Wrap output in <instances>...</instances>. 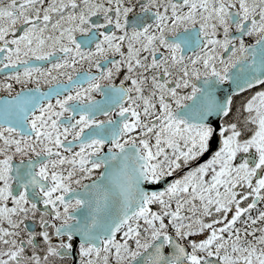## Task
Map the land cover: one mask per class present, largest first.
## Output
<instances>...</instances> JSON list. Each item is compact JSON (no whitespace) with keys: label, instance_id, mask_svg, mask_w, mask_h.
<instances>
[{"label":"snow or ice","instance_id":"obj_1","mask_svg":"<svg viewBox=\"0 0 264 264\" xmlns=\"http://www.w3.org/2000/svg\"><path fill=\"white\" fill-rule=\"evenodd\" d=\"M0 264H264V0H0Z\"/></svg>","mask_w":264,"mask_h":264}]
</instances>
